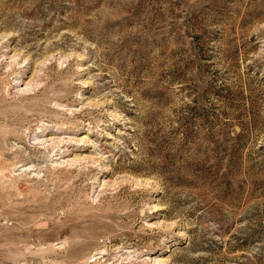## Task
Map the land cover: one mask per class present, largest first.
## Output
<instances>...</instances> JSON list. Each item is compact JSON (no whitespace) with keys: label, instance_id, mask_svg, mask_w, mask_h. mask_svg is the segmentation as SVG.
Wrapping results in <instances>:
<instances>
[{"label":"rangeland","instance_id":"obj_1","mask_svg":"<svg viewBox=\"0 0 264 264\" xmlns=\"http://www.w3.org/2000/svg\"><path fill=\"white\" fill-rule=\"evenodd\" d=\"M0 264H264V0H0Z\"/></svg>","mask_w":264,"mask_h":264}]
</instances>
